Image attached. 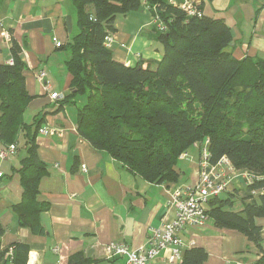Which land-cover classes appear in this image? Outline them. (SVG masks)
<instances>
[{
  "label": "trees",
  "instance_id": "trees-1",
  "mask_svg": "<svg viewBox=\"0 0 264 264\" xmlns=\"http://www.w3.org/2000/svg\"><path fill=\"white\" fill-rule=\"evenodd\" d=\"M70 1L78 31L63 48L71 81L60 106L75 107L78 135L155 184L177 182L180 155L207 138L210 165L225 157L235 169L258 178L241 197L233 191L209 199L206 213L215 227L246 236L261 253L251 264H264L262 228L256 224L264 217V59L235 58L230 28L222 19L189 17L169 0ZM141 6L166 27L164 32L152 27L162 50L154 67L126 66L104 45L115 32L116 18ZM10 50L13 64H0V143L17 149L23 140L26 155L17 170L22 193L12 211L20 227L42 234L39 214L45 207L36 197L47 171L37 155L36 136L44 113L27 118L32 96L25 87V65L13 40ZM4 231L0 225V264H25L28 246L2 247ZM183 252L184 264L207 258L201 248ZM68 264L89 262L75 253Z\"/></svg>",
  "mask_w": 264,
  "mask_h": 264
},
{
  "label": "crops",
  "instance_id": "crops-1",
  "mask_svg": "<svg viewBox=\"0 0 264 264\" xmlns=\"http://www.w3.org/2000/svg\"><path fill=\"white\" fill-rule=\"evenodd\" d=\"M201 2L205 16L222 19L230 28L235 58L264 59V0ZM152 18L146 6L116 18L110 47L114 60L130 67L137 63L142 68L155 66L162 50L152 34ZM77 31L70 0H0V64L7 65L12 59L10 49L15 41L25 65V87L32 96L27 118L42 111L40 127L53 129L51 134L37 132L36 136L37 155L47 171L40 179L36 197L45 207L39 214L44 233L34 234L20 227L12 211L22 193L17 170L26 155L23 140H19L13 155L0 160V225L5 230L1 246L26 244L27 259L31 255L33 264H68V258L75 253L83 254L89 264H114L105 258L103 246L119 242L132 250L144 247L151 227L174 219V191L192 187L199 179V155L206 138L194 143L186 156L179 157L175 166L177 182L155 184L146 182L107 152L94 149L78 135L75 107L60 106L71 81L63 48ZM57 41L60 47H55ZM40 71L46 73L47 84L38 80ZM51 93L60 98L51 99ZM7 147L0 143V150ZM244 187L235 180L229 184L228 192L241 197ZM256 224L262 228L264 252V217L256 219ZM180 239L182 254L192 248L205 250L207 258L202 264H251L261 256L246 236L215 227L209 217L204 226L188 228ZM169 256V249L162 250L152 264H184L182 256L172 261ZM124 261L117 259V263Z\"/></svg>",
  "mask_w": 264,
  "mask_h": 264
},
{
  "label": "built area",
  "instance_id": "built-area-1",
  "mask_svg": "<svg viewBox=\"0 0 264 264\" xmlns=\"http://www.w3.org/2000/svg\"><path fill=\"white\" fill-rule=\"evenodd\" d=\"M169 3L177 6L187 16L202 17L203 10L199 9L201 0H169ZM148 8V7H147ZM149 9V8H148ZM154 11V9H153ZM152 24L161 32L166 30V27L161 22L159 17L154 14L152 16ZM7 42L9 38H6ZM113 41L112 34L104 38V45L110 47ZM61 43L57 41L55 47H60ZM13 64V59L8 62ZM45 72H39L38 80L44 82ZM50 98L56 100L59 97L57 93H51ZM53 132V129L42 126L38 129L39 135H48ZM208 139L206 138L205 145L199 155V179L197 183L189 188H179L175 190L172 196V207L175 211V217L172 221L161 223L156 227H151L148 230L147 241L144 247L140 249H130L128 245L119 242H111L103 246V253L106 259L114 260V264H152V261L159 256L162 250L169 249V259L181 258L183 243L180 235L190 227L204 226L208 220L207 204L209 199L218 197L227 193L229 184L235 180H240L245 186L253 184L258 178L253 173L247 170L235 169L229 161L222 157L215 165L209 164V151L207 150ZM16 146L8 145L7 148L0 150V160H5L9 155L15 153ZM186 156L181 154L180 157ZM86 171L85 166L82 167ZM3 174L0 172V177ZM11 254V249L9 251ZM124 258L123 263H117V259ZM25 264H33L31 255ZM244 264V263H236Z\"/></svg>",
  "mask_w": 264,
  "mask_h": 264
},
{
  "label": "rangeland",
  "instance_id": "rangeland-1",
  "mask_svg": "<svg viewBox=\"0 0 264 264\" xmlns=\"http://www.w3.org/2000/svg\"><path fill=\"white\" fill-rule=\"evenodd\" d=\"M22 151H23V149L21 148L20 152H22ZM184 154H185V153H184ZM177 189H178V188H177ZM177 189H176V190H177ZM174 192H175V191H174Z\"/></svg>",
  "mask_w": 264,
  "mask_h": 264
}]
</instances>
